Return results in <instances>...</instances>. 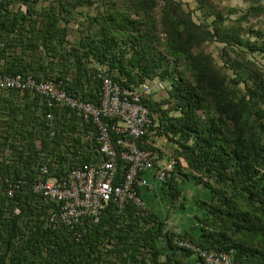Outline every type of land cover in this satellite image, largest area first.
<instances>
[{
	"label": "trees",
	"instance_id": "trees-1",
	"mask_svg": "<svg viewBox=\"0 0 264 264\" xmlns=\"http://www.w3.org/2000/svg\"><path fill=\"white\" fill-rule=\"evenodd\" d=\"M263 1L248 13L263 15ZM193 2L198 21L181 0H0V74L52 80L91 103L103 78L136 93L165 84L163 99L140 94L151 123L137 145L173 162L154 193L142 192L146 212L110 201L97 223L69 228L59 204L33 193L37 165L43 158L61 177L97 164L94 127L33 93L0 91V264H204L178 241L264 264V67L247 59L264 56V30L226 24L210 0ZM213 41L220 69L203 50ZM188 183L207 197L193 231L176 232L152 201L173 207Z\"/></svg>",
	"mask_w": 264,
	"mask_h": 264
},
{
	"label": "built area",
	"instance_id": "built-area-1",
	"mask_svg": "<svg viewBox=\"0 0 264 264\" xmlns=\"http://www.w3.org/2000/svg\"><path fill=\"white\" fill-rule=\"evenodd\" d=\"M147 89L144 85L139 93L123 91L109 78H103L97 103H91L59 89L52 80L36 81L31 75L0 74V91L33 93L44 98L49 109L66 108L95 129L96 151L101 157L97 164L75 167L61 177L49 175L43 158L37 165L40 179L33 185V193L59 204V219L67 227L73 228L85 219L97 223L110 201L120 207L131 203L146 212L148 204L142 192L154 193L165 181L173 162H156L154 153L137 145L151 123L147 109L139 100ZM45 119L52 120V113L48 112ZM120 163L124 172L118 178ZM177 246L191 251L204 264H233L232 251L207 252L186 241H178Z\"/></svg>",
	"mask_w": 264,
	"mask_h": 264
},
{
	"label": "rangeland",
	"instance_id": "rangeland-1",
	"mask_svg": "<svg viewBox=\"0 0 264 264\" xmlns=\"http://www.w3.org/2000/svg\"><path fill=\"white\" fill-rule=\"evenodd\" d=\"M210 2L220 9L225 23L229 25L239 24L245 31L248 28L263 29L264 30V14L260 16H253L248 13V9L254 4V0H210ZM183 8L186 11L192 12V17L195 21H198L200 12L196 11V4L193 0H181ZM264 8V1L261 2ZM83 12H89L93 14L92 10L87 8L81 9ZM248 13V14H247ZM247 15V16H245ZM76 33H73L69 39L73 40L76 37ZM222 45L217 42H208L203 45L205 53L209 54L216 66L220 69L222 67ZM232 56V54H230ZM247 59L252 61L257 67H264V56L259 54H247ZM231 72L228 71V74ZM165 84H160L158 81H154L148 84L149 94L153 99H163L166 95ZM155 145L161 151H165L169 154L171 147L164 140L155 138ZM165 159L160 161L164 162ZM182 198L179 202H176L175 206H168L167 203L160 202V198L154 199L152 205L155 209L168 216V226L176 232L190 231L196 225L194 216L200 212V207L197 202L206 198V191L201 186H194L191 183L185 184L181 187ZM182 204V205H180ZM193 231V230H192Z\"/></svg>",
	"mask_w": 264,
	"mask_h": 264
}]
</instances>
